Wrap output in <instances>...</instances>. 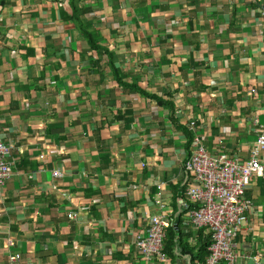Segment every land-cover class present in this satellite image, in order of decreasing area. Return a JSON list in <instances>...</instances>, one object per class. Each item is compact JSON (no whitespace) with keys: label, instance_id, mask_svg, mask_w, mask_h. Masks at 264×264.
I'll return each instance as SVG.
<instances>
[{"label":"crops","instance_id":"1","mask_svg":"<svg viewBox=\"0 0 264 264\" xmlns=\"http://www.w3.org/2000/svg\"><path fill=\"white\" fill-rule=\"evenodd\" d=\"M77 5L82 23L69 0H0V130L13 167L0 264H192L182 249L208 232L189 224L183 164L194 135L210 156L248 161L264 133V0ZM260 160L236 264H264ZM154 216L183 236L171 258L147 263L135 241Z\"/></svg>","mask_w":264,"mask_h":264},{"label":"built area","instance_id":"2","mask_svg":"<svg viewBox=\"0 0 264 264\" xmlns=\"http://www.w3.org/2000/svg\"><path fill=\"white\" fill-rule=\"evenodd\" d=\"M189 129L195 133V122L189 124ZM191 148L183 164L185 196L193 206L189 224L196 230H206L211 238L205 262L195 264H236L235 238L247 224L251 210V202L245 193L253 178L262 174L260 156L264 153V133L258 134L248 161L232 159L226 154L210 156L195 135ZM10 151L11 148L1 142L0 130V199L12 176ZM53 176L59 178L61 174L54 172ZM67 216L69 219L75 217L73 214ZM170 227H173L172 222L165 218L154 216L150 219L146 233L135 241L136 250L144 261L166 260L163 251L165 230ZM19 259L20 256L15 255L9 261L13 263Z\"/></svg>","mask_w":264,"mask_h":264},{"label":"trees","instance_id":"3","mask_svg":"<svg viewBox=\"0 0 264 264\" xmlns=\"http://www.w3.org/2000/svg\"><path fill=\"white\" fill-rule=\"evenodd\" d=\"M79 0H69L70 8H71V19L75 21L76 23L80 20V16L83 15V10L78 7L77 2ZM82 23V22H81ZM80 31L82 35L87 39L89 46L91 47V50L96 51L97 55L100 57L105 56L107 58V64L114 68V72L117 73L118 71L114 67V62L116 61L115 55L109 51L107 47H103L98 43V40H93V34L88 32V28L81 27ZM120 80V79H118ZM122 86L124 85L123 82L120 83ZM143 94L144 92L141 91ZM190 144V143H189ZM190 208H187V211H191L193 206H189ZM201 229H199L200 231ZM200 234H204V230L200 231ZM182 232L180 231V225L174 229L173 227H170L165 230V239H164V248L163 251L166 255V258H171L174 255V251L176 249V246H180V241L182 240ZM211 245V238L209 234H206L203 236V239L201 243L199 244V248L196 250L195 248L193 250H188L190 247L189 245H185L182 250L188 252L192 256V264L195 262L203 263L205 262L206 258L209 255V247ZM195 255V256H193Z\"/></svg>","mask_w":264,"mask_h":264},{"label":"water","instance_id":"4","mask_svg":"<svg viewBox=\"0 0 264 264\" xmlns=\"http://www.w3.org/2000/svg\"><path fill=\"white\" fill-rule=\"evenodd\" d=\"M177 223V222H176Z\"/></svg>","mask_w":264,"mask_h":264}]
</instances>
